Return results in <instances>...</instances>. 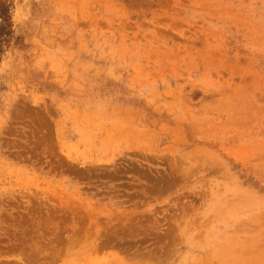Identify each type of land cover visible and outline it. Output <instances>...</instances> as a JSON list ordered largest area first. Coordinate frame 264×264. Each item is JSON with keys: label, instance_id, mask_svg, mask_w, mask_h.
<instances>
[{"label": "rangeland", "instance_id": "374dc122", "mask_svg": "<svg viewBox=\"0 0 264 264\" xmlns=\"http://www.w3.org/2000/svg\"><path fill=\"white\" fill-rule=\"evenodd\" d=\"M0 6V264H264V0Z\"/></svg>", "mask_w": 264, "mask_h": 264}, {"label": "trees", "instance_id": "16d2710c", "mask_svg": "<svg viewBox=\"0 0 264 264\" xmlns=\"http://www.w3.org/2000/svg\"><path fill=\"white\" fill-rule=\"evenodd\" d=\"M10 26L11 24L9 22L8 11L5 7L0 6V51L2 44L10 35Z\"/></svg>", "mask_w": 264, "mask_h": 264}]
</instances>
